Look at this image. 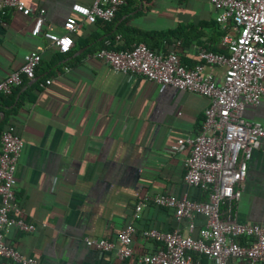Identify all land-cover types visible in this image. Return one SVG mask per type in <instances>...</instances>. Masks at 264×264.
Masks as SVG:
<instances>
[{"label": "crops", "instance_id": "1", "mask_svg": "<svg viewBox=\"0 0 264 264\" xmlns=\"http://www.w3.org/2000/svg\"><path fill=\"white\" fill-rule=\"evenodd\" d=\"M23 1L29 14H0V80L20 67L27 51L37 50L41 60L33 78L25 77L13 92L0 94V122L2 131L11 130L23 141L14 173L15 195L24 217L37 227L29 233L12 232L8 241L35 264H136L137 255L156 247L142 230L178 227L186 233V220L177 224L172 208L146 204L133 218V253L124 261L86 246L84 238L115 239L145 196L169 193L204 199L203 191L183 181L188 146L178 152L169 148L177 138L200 130L209 101L115 71L95 53L121 44L122 22L121 32L129 38L134 32L161 34L153 40L166 51L179 41V61L192 66L198 45L226 51L223 30L207 0H127L110 24L82 22L71 33L73 47L60 53L41 34H31L34 17L42 10L44 27L61 32L71 5L89 6L93 0ZM204 69L220 82L225 68ZM243 114L264 123V99ZM237 220L264 228V153L259 150L247 163ZM203 224L204 218L197 216L191 234L196 236ZM198 259L212 264L205 257ZM228 264L256 263L234 257Z\"/></svg>", "mask_w": 264, "mask_h": 264}, {"label": "built area", "instance_id": "2", "mask_svg": "<svg viewBox=\"0 0 264 264\" xmlns=\"http://www.w3.org/2000/svg\"><path fill=\"white\" fill-rule=\"evenodd\" d=\"M215 13V21L223 30L221 44L226 53L196 46L197 62L185 66L175 51L176 41L165 53H155L144 43L130 48H103L95 56L118 72L139 75L161 85L199 94L209 103L203 111L200 130L193 136L179 137L170 145L178 152L188 146L184 159L183 181L198 187L206 195L191 200L169 193L145 196L134 206L129 221L115 239L84 238V243L102 253H110L118 261L131 256L133 218L146 204L172 208L177 224L186 220V233L178 227L167 231L156 228L142 230L144 238L156 244L149 253L136 256V264H201L205 257L212 264H228L239 257L252 263H264V228L257 223L237 220L241 185L247 163L254 150L264 153V123L244 117L247 106L264 99V0H207ZM125 0H93L89 6L73 3L72 12L63 21L61 32L44 27L43 11L34 17L31 34L42 35L60 53L74 45L71 33L82 23L108 22ZM15 10L24 15L30 8L23 0H0V14ZM76 16L81 17L78 22ZM41 60L37 50L27 51L19 68L0 80V94L8 95L23 77L33 78ZM224 66L220 82L204 66ZM47 80L46 83H49ZM23 147L22 139L11 130L0 133V264H35L8 241L12 232L29 233L37 225L24 217L15 195V169ZM204 218L196 236L191 233L194 219ZM238 238H243L241 244Z\"/></svg>", "mask_w": 264, "mask_h": 264}, {"label": "trees", "instance_id": "3", "mask_svg": "<svg viewBox=\"0 0 264 264\" xmlns=\"http://www.w3.org/2000/svg\"><path fill=\"white\" fill-rule=\"evenodd\" d=\"M127 3V0H125V3L123 4V5H121L117 10H116V12L114 13V16L112 17V19L110 20V21H108V22H103V23H105V24H110V23H112V21L113 20H115L116 19V14H117V11L119 10V9H124V7H125V4ZM126 10V9H125ZM97 22H99V21H96L95 23H97ZM122 26V22L121 23H119L118 24V33L120 34L119 36L121 37V44L120 45H117L116 47H115V49H125V48H130L133 44H137V43H144L150 50H152L153 52H155V53H165L166 52V46H164V44H162V45H159V44H157V39H155V41L153 40L154 39V37H156V36H160L158 33H150V34H148V33H144V32H134L135 34H132L131 36H133V38H129L128 36H129V34H125L124 33V30L122 29V32H121V27ZM120 28V29H119ZM164 34H168V32H166V33H164ZM139 36V37H138ZM140 36H142L143 38H141L140 39ZM137 37V38H136ZM145 37H147L148 39H152V42H150V40H148L149 42H147V40H146V38ZM145 38V39H144ZM144 40V41H143ZM222 53H226V51L224 52H222ZM40 63V62H39ZM37 68V67H36ZM35 71H36V69H35ZM23 81H25V77H23V79H22V82ZM21 82V83H22ZM19 86V85H18ZM14 89V88H13ZM13 89H12V91L11 92H13ZM3 123H4V121H1L0 122V132L3 130V128H4V125H3ZM206 198V195L204 196V199ZM244 239L243 238H238L237 239V242L238 243H242V242H244L243 241Z\"/></svg>", "mask_w": 264, "mask_h": 264}]
</instances>
